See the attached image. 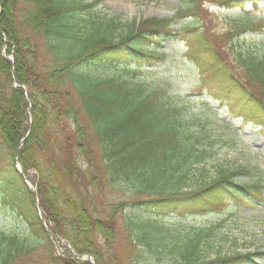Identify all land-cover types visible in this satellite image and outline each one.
Wrapping results in <instances>:
<instances>
[{"label": "trees", "instance_id": "trees-1", "mask_svg": "<svg viewBox=\"0 0 264 264\" xmlns=\"http://www.w3.org/2000/svg\"><path fill=\"white\" fill-rule=\"evenodd\" d=\"M222 1L236 7L246 0ZM98 3L0 0V146L11 158L0 169V203L29 228L40 226L41 233L34 231L35 235H43L53 264H90L74 258L62 239L79 255H93L96 264H110L116 214L100 216L92 209L96 197L91 188L102 183L128 182L134 198L139 197L134 206L153 205L181 216L222 211L227 203L249 200L255 192L262 197L259 183L236 181L235 176L248 172L242 169L221 170L214 179L190 187V176L206 162L207 151L199 138L181 128L164 88L92 72L98 64L134 66L162 59L164 54L158 51L162 43L178 36L171 19L151 18L130 25L115 41L106 34L115 21H91L94 27H90L77 13L93 11ZM263 24L248 18L217 37L202 26L182 35L191 51L195 47L193 53L207 54L226 76L225 84L219 81L222 89L209 87L210 93L225 100L238 117L260 126H264V46L258 52L237 48L232 41L222 52L214 39L232 40L248 30H263ZM11 54L13 60L6 57ZM94 145L99 148L97 156ZM16 157L25 174L38 172L32 181L53 241L40 220L33 191L16 169ZM100 164L103 176L90 170L91 166L98 170ZM128 224L137 236L132 242L139 240L157 258L170 256L169 264H257L256 258L264 257V252H256L208 259L205 249L217 228L212 225L180 236L166 233L163 221L140 223L132 217ZM55 242L64 249L61 255L56 254ZM28 248L18 235L1 232L0 264H12Z\"/></svg>", "mask_w": 264, "mask_h": 264}, {"label": "rangeland", "instance_id": "rangeland-1", "mask_svg": "<svg viewBox=\"0 0 264 264\" xmlns=\"http://www.w3.org/2000/svg\"><path fill=\"white\" fill-rule=\"evenodd\" d=\"M78 1L89 4L96 0ZM194 5L197 7L189 11L188 8ZM77 13L82 23L90 27H94L90 24L91 21H115V27L110 32L105 31L115 41L134 23L139 24L151 18L171 19V28L178 32V36L162 43L158 50L164 54L162 59L154 58L150 62L134 66L119 63L98 64L92 72L101 77L133 79L164 88L168 102L177 110L181 128L194 138H199L202 149L207 151L206 162L190 176V187L214 179L221 170L232 172L242 169L248 172L243 171L235 176L236 181L259 183L258 189L262 194L261 197L255 192L256 194L248 196L249 200L227 203L222 211L181 216L153 205L134 206L133 201L139 197L134 198L128 182L116 179L111 184L93 186L91 191L96 202L92 209L97 210L100 216L116 214V238L110 264L170 263V256L157 258L139 240L132 242L137 237L128 224L132 217L140 223L163 221L166 233L171 231L180 236L198 227H217L210 246L205 249L204 255L210 260L235 253L264 252V127L257 126L255 121L238 117L229 110L225 100L216 99L210 93L209 87L222 89L219 81L225 84L226 76H221L218 67L207 54L193 53L195 47L191 51L190 44L182 36L187 29L191 31L189 34H193L195 28L202 26L213 37H217L233 31L248 18L264 23V2L255 4L246 0L236 7H229L222 0H99L93 11L83 10ZM231 39L225 37L214 41L219 44L222 52L230 49L232 41L237 48L252 47L259 52L264 46V24L263 30H248L241 35L232 36ZM7 56L13 57L12 54ZM233 68L238 69L235 66ZM231 72L235 74L236 70ZM211 76L213 78L209 79ZM83 122L85 123V118ZM93 148L97 156L98 145ZM8 152L7 148L0 146V169L11 163ZM14 164L22 166L18 157L14 159ZM90 170L94 174L99 171L102 176L105 173L102 164L98 170L93 166ZM37 175V171L29 172L31 180L36 179ZM34 231L41 233L38 224L29 228L27 223L0 203V233L18 235L29 247V251L12 264H53L43 235H35ZM55 248L58 255L64 252L57 244ZM255 261L261 264L264 257H257Z\"/></svg>", "mask_w": 264, "mask_h": 264}, {"label": "water", "instance_id": "water-1", "mask_svg": "<svg viewBox=\"0 0 264 264\" xmlns=\"http://www.w3.org/2000/svg\"><path fill=\"white\" fill-rule=\"evenodd\" d=\"M18 169H19V172L21 174H23V169H22V166L20 164H18ZM24 178H25V176H24ZM25 180H26V183H28V185L33 188V190H34V192L36 194V187L34 186V184L30 180H28L27 178H25ZM38 210H39V213H40V217H41L42 221L44 222L42 209L39 207ZM75 256L77 258H80V255L75 254ZM81 259L89 260L92 264H95L94 263V258L91 255H84V256L81 257Z\"/></svg>", "mask_w": 264, "mask_h": 264}]
</instances>
